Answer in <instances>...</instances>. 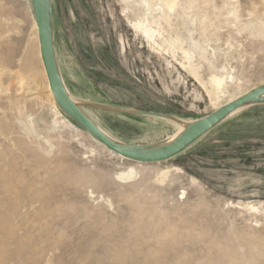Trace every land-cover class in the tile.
Listing matches in <instances>:
<instances>
[{
	"label": "rangeland",
	"instance_id": "obj_1",
	"mask_svg": "<svg viewBox=\"0 0 264 264\" xmlns=\"http://www.w3.org/2000/svg\"><path fill=\"white\" fill-rule=\"evenodd\" d=\"M51 2L63 82L119 142L179 126L117 110L191 122L264 82V0ZM35 30L29 0H0V264H264V104L134 162L55 104Z\"/></svg>",
	"mask_w": 264,
	"mask_h": 264
},
{
	"label": "water",
	"instance_id": "obj_2",
	"mask_svg": "<svg viewBox=\"0 0 264 264\" xmlns=\"http://www.w3.org/2000/svg\"><path fill=\"white\" fill-rule=\"evenodd\" d=\"M37 30L40 59L43 65L49 90L55 104L72 121L83 128L106 149L138 163L152 164L171 159L189 148L202 136L224 121L237 108L253 104H264V82L252 87L236 99H233L209 114L188 123L171 141L166 139L144 145L126 144L110 138L85 113L69 95L61 77L53 46L52 2L51 0H29ZM124 114L153 116L174 119L160 112L146 110H117Z\"/></svg>",
	"mask_w": 264,
	"mask_h": 264
},
{
	"label": "bare ground",
	"instance_id": "obj_3",
	"mask_svg": "<svg viewBox=\"0 0 264 264\" xmlns=\"http://www.w3.org/2000/svg\"><path fill=\"white\" fill-rule=\"evenodd\" d=\"M35 23V22H34ZM136 25V24H135ZM36 27V26H35ZM138 27H139V25H138ZM148 27V26H147ZM140 28V27H139ZM35 29V28H34ZM36 31V34H37V30H35ZM143 31L147 34V35H149V36H154L153 35V31L151 30V29H149V27L148 28H144L143 27ZM154 31H156V30H154ZM155 33V32H154ZM38 40V39H37ZM38 47H39V45H38ZM211 78V77H210ZM211 80H212V82H213V84L216 86V87H218V88H220L221 87V85L224 83L223 82V80L224 79H222V78H219V77H216V76H213V78H211ZM211 82V81H210ZM47 84H48V82H47ZM223 86V85H222ZM65 87H66V89H67V91H68V93H69V95L71 96V98L75 101V103L76 104H78V105H80L81 104V99H79V98H76L75 96H73V94L68 90V88H67V86L65 85ZM48 88H49V86H48ZM50 91V90H49ZM248 91V90H247ZM51 93V92H50ZM245 93V92H244ZM243 94V93H242ZM242 94H240V95H242ZM240 95H238V96H236V97H234V98H232V99H230V100H228L227 102H229V101H231V100H233V99H236L237 97H239ZM52 96V95H51ZM227 102H225V103H227ZM223 105V104H222ZM221 106V105H220ZM244 107H246V106H242V107H239V108H237L234 112H232L229 116H231V115H233V114H235V113H237L238 111H240L241 109H243ZM218 108V107H217ZM228 116V117H229ZM173 121H175L177 124H178V126H179V128L176 130V132L175 133H173L172 135H170V136H168L167 138H166V140L167 141H171L172 139H174L183 129H184V127L188 124V123H190V122H186V121H183V120H180V119H178V118H174V119H172ZM66 121H68V120H66ZM69 122V121H68ZM70 123V122H69ZM68 124V123H67ZM71 124V123H70ZM103 130V129H102ZM110 138H112L113 140H116L115 138H113L112 137V135L110 136V134H108V132H106L105 130H103ZM93 138V137H92ZM95 141H97L95 138H93ZM99 144H101L99 141H97ZM101 146H102V144H101ZM105 148V147H104ZM106 149V148H105ZM108 150V149H107ZM108 151H110V150H108ZM111 153H113L112 151H110ZM115 154V153H114ZM117 155V154H116ZM119 156V155H118ZM121 157V156H120ZM123 158V157H122ZM131 170V169H130ZM128 176V175H127ZM126 177V176H125Z\"/></svg>",
	"mask_w": 264,
	"mask_h": 264
}]
</instances>
